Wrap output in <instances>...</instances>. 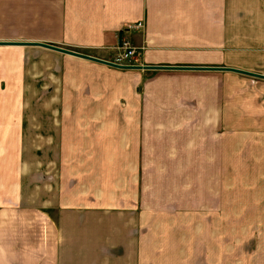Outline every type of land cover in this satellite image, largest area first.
Here are the masks:
<instances>
[{"label": "crops", "instance_id": "crops-1", "mask_svg": "<svg viewBox=\"0 0 264 264\" xmlns=\"http://www.w3.org/2000/svg\"><path fill=\"white\" fill-rule=\"evenodd\" d=\"M123 39L138 49L126 63L264 74V0H0V41L114 61ZM118 100L213 105L212 117L209 108L203 115L202 158L225 166L221 142L229 136L235 166L248 152L256 175L248 187L234 188L264 191L263 77L117 68L39 44H0V264L192 263L158 260L170 253L161 240L155 260H147L144 208H133L124 187L105 184L107 155L93 142L107 132L108 119L98 122L108 116L105 106ZM211 200L199 264H264V195Z\"/></svg>", "mask_w": 264, "mask_h": 264}, {"label": "rangeland", "instance_id": "rangeland-1", "mask_svg": "<svg viewBox=\"0 0 264 264\" xmlns=\"http://www.w3.org/2000/svg\"><path fill=\"white\" fill-rule=\"evenodd\" d=\"M116 48L117 55L114 61L126 63L121 57L123 49L118 48V45ZM134 48L135 55L138 49ZM134 55L126 60L131 62ZM182 66L197 68L180 69L228 70L209 68L224 67L213 65ZM147 69L159 68L147 67ZM212 106L124 105L118 100L115 105L105 106L108 108L106 112L108 116L99 117L98 122L108 119L106 134L97 133V141L93 142L94 151L100 155L102 153L107 155L106 163L101 167L107 176L105 184L117 185L119 191L124 187L123 194L129 196L134 204L133 208L138 205L144 208L149 261L155 260L153 247L161 240L164 251L170 253L164 252L160 257L158 256V260L199 264L205 204H211V199L214 198L239 200L242 197L254 199L264 195V191L234 188V185L241 184L242 188L248 187L246 185L252 182L256 175L249 173L248 152H243L237 157L242 163L235 166L234 158L229 157L234 153L229 136L226 137L227 144L224 136L221 142L222 146H226L227 159L220 163L225 162V166L215 164L216 159L208 164V161L202 158L205 151L203 147L206 144L203 143L202 120L208 108L212 117ZM217 106L219 105L214 107ZM240 106L231 105L234 108H241ZM242 107L243 109L238 112L246 111L247 105ZM221 109L223 112V106ZM139 121L140 125H137ZM233 121L231 117L230 124L234 125ZM245 148L249 149L247 143ZM83 161L89 162V159ZM110 162L112 163L109 164ZM221 167H223L222 172ZM100 181L103 184L105 180ZM262 192L263 195H260ZM119 194L116 192L115 196ZM228 202L232 204L233 200ZM249 207V205L244 206V208ZM209 208L212 209V206ZM227 225L231 226V223Z\"/></svg>", "mask_w": 264, "mask_h": 264}, {"label": "water", "instance_id": "water-1", "mask_svg": "<svg viewBox=\"0 0 264 264\" xmlns=\"http://www.w3.org/2000/svg\"><path fill=\"white\" fill-rule=\"evenodd\" d=\"M0 44H39V45H42L45 47L56 49V50H59V51L65 52V53H69V54H73L76 56H80L83 58H88V59L98 61V62L107 64L110 66H114L117 68H147V67H149V68H197L195 66H182V65H150L149 66V65L136 64V63H120V62H116V61H112V60H105V59L93 57L91 55L80 53V52H77L75 50H71V49H67V48H63V47H58V46H54V45H50V44H46V43L24 42V41H0ZM209 68L228 69V70L240 72L243 74H248V75L264 78V74L256 73L253 71H247L244 69L233 68V67H209Z\"/></svg>", "mask_w": 264, "mask_h": 264}, {"label": "built area", "instance_id": "built-area-1", "mask_svg": "<svg viewBox=\"0 0 264 264\" xmlns=\"http://www.w3.org/2000/svg\"><path fill=\"white\" fill-rule=\"evenodd\" d=\"M140 23H134L133 26L137 27L139 26ZM118 48H122L123 52L121 53V57L122 59H126L131 57L134 54L135 48L134 46H131L128 42V40H120L119 44H118ZM121 63V62H120Z\"/></svg>", "mask_w": 264, "mask_h": 264}]
</instances>
